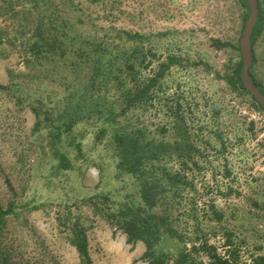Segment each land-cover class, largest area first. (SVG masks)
I'll return each instance as SVG.
<instances>
[{"label": "rangeland", "instance_id": "1", "mask_svg": "<svg viewBox=\"0 0 264 264\" xmlns=\"http://www.w3.org/2000/svg\"><path fill=\"white\" fill-rule=\"evenodd\" d=\"M54 1L67 19L74 23L81 20L88 28V13L96 16L99 11H88L86 7L83 13L68 0ZM118 1L116 22L99 20V25L154 35L171 31L183 43L182 51L188 50L190 58L202 59L211 68L208 71L200 65L174 69L162 96L147 110L131 115L138 126L156 137L161 127L171 128L178 123L182 135H188L196 144L197 151L187 167L170 164L174 170L184 172L192 185L182 192L176 212L187 248L191 247L188 240L193 239L194 214L201 225L199 237L207 238L224 253L226 233H232L239 264H256L257 259H264V115L230 93L216 78V73L223 74L234 53L217 51L210 42L211 38L231 42L241 39L243 8L237 0ZM18 9L20 13L15 16L0 11L4 36L10 40L18 37L12 44L5 41L0 45L1 85L10 83L9 71L15 75L29 73L21 45L26 35H19L29 28L19 27L26 15ZM32 17L35 21L34 13ZM154 38L165 59L168 38L161 42ZM257 53L264 83V39ZM43 65L31 74L33 80L27 92H21L26 99L22 105L14 94L0 92V206L14 205L20 215L18 220L10 219L0 238V264H80L68 230V219L77 217L92 226L88 237L94 264H149L141 260L146 250L143 243L128 244L121 230L94 215L84 204L85 199L98 195H108L117 205L138 202L134 180L116 168L113 129L89 118L63 134L61 142L54 141L71 163L68 170L59 168L53 155L51 128L44 125L34 132L33 107H40L39 99L46 103L43 110H50L56 119L67 106L69 89L75 94L89 81L83 71H73L63 61ZM107 99L114 101V92H109ZM176 102L183 105L177 123L167 113ZM167 135L170 141L175 140L174 131ZM34 205L40 208L33 209ZM214 211L221 214L220 219ZM181 247L167 238L158 250L175 254ZM196 260L197 264H209L202 253L196 255Z\"/></svg>", "mask_w": 264, "mask_h": 264}, {"label": "trees", "instance_id": "2", "mask_svg": "<svg viewBox=\"0 0 264 264\" xmlns=\"http://www.w3.org/2000/svg\"><path fill=\"white\" fill-rule=\"evenodd\" d=\"M237 1L243 8L244 29L250 16V8L246 0ZM118 2L68 0L79 12H86V7L88 11L92 8L99 10L96 16L88 13V28L81 20L74 23L67 19L54 0H0V11L3 13L15 16L20 13V7L26 16L21 20L19 27L21 30L29 28L28 32L19 33L22 37L26 35L21 45L24 47V62L29 73L26 71L15 75L13 71H9L10 83L0 84V92L14 94L22 105L26 99L21 92H27L25 89L31 86L33 80L31 74L37 73L41 66H44L43 62L51 64L63 61L67 68L83 71L89 81L75 94L70 93L69 89L67 106L62 108L63 112L59 113L56 119H53L50 110H43L45 101L38 100L40 107H33L36 115L34 132H39L44 125L51 128L53 155L59 168L68 170L71 163L54 141L61 142L63 134L71 132L84 120L95 118L99 123L113 129L112 144L116 168L130 176L138 188V202L127 201L117 205L108 195H98L85 199L84 204L91 208L94 215L121 230L126 235L128 244L135 246L139 242L143 243L146 250L141 260L149 264H197L196 255L199 253L207 258L209 264H239L238 247L233 241L232 233H226L223 245L225 251L220 253L207 238L198 236L201 225L194 214L193 239L188 240L190 248H187L185 237L178 226L176 212L180 204L179 198L182 192L192 185L184 172L174 170L170 164L176 162L182 168L187 167L188 160H192L197 151L196 144L188 135L184 137L177 127V120L182 118L183 105L176 102L174 107L169 108L167 113L175 117L177 124L171 128L161 127L159 137L149 134L145 127L138 126L131 116L133 113L147 110L162 96L161 93L168 89L167 79L174 69L185 70L198 68L200 65H204L208 71L211 68L202 59L196 61L190 58L188 50L182 51L183 43L171 31L154 35L99 25V20L112 24L116 22L114 10ZM170 2L175 3L177 0ZM257 2L259 15L251 37L250 77L264 95V83L259 70L261 57L257 53V46L264 39V0ZM33 13L35 21L32 19ZM80 26L88 30L83 31ZM2 31L0 29V45L5 41L12 44L18 40V37L8 39ZM154 37H157L159 42L168 38L170 45L165 59L156 47ZM239 41L210 39L211 47L215 50H231L234 53V57L225 65L223 74L216 73L215 76L225 83L230 93L248 101L252 109L264 115L262 106L243 85L241 75L244 64ZM178 51L180 53H177ZM153 64H157L155 69H151ZM109 92H114V101L107 99ZM173 131L176 137L174 141H170L167 134ZM77 149L81 150V145H77ZM32 208L38 209L40 205H34ZM214 215L218 219L221 218V214L216 211ZM19 218L14 205L7 208L0 206V238L10 219ZM68 221L69 242L75 248L80 264H94L88 237L92 226H88L86 221L79 217ZM167 238L182 244L183 247L175 254L158 250ZM1 258L5 260L4 257ZM256 264H264V259H257Z\"/></svg>", "mask_w": 264, "mask_h": 264}, {"label": "water", "instance_id": "3", "mask_svg": "<svg viewBox=\"0 0 264 264\" xmlns=\"http://www.w3.org/2000/svg\"><path fill=\"white\" fill-rule=\"evenodd\" d=\"M246 1L250 8V16L244 26L242 37L239 41L241 55L244 64L241 79L244 87L251 93V95L257 100V102L264 109V95L260 92V90L253 83L250 77V68L252 66L251 37H252L253 29L258 20L259 6L257 0H246Z\"/></svg>", "mask_w": 264, "mask_h": 264}]
</instances>
